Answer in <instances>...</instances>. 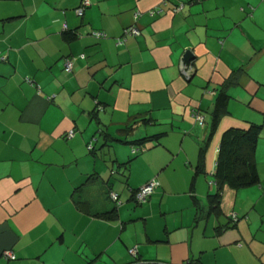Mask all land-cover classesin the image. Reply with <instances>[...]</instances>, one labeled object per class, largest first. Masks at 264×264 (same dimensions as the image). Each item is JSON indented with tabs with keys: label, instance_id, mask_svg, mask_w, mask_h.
I'll use <instances>...</instances> for the list:
<instances>
[{
	"label": "crops",
	"instance_id": "0c3cea01",
	"mask_svg": "<svg viewBox=\"0 0 264 264\" xmlns=\"http://www.w3.org/2000/svg\"><path fill=\"white\" fill-rule=\"evenodd\" d=\"M89 2L0 0V264H264V0ZM249 123L259 182L219 185Z\"/></svg>",
	"mask_w": 264,
	"mask_h": 264
},
{
	"label": "trees",
	"instance_id": "16d2710c",
	"mask_svg": "<svg viewBox=\"0 0 264 264\" xmlns=\"http://www.w3.org/2000/svg\"><path fill=\"white\" fill-rule=\"evenodd\" d=\"M229 98L230 96L225 91L222 90L219 93L213 113V128L216 126L221 114L226 110ZM260 132L261 125L256 123H249L245 128L229 127L223 131L214 174L219 185L226 184L232 189H241L259 182L253 155ZM219 196L218 192L212 195L214 199H217V203L219 202ZM115 205L117 207L119 204L115 203ZM230 221L232 220L230 219ZM136 255L133 256L136 257Z\"/></svg>",
	"mask_w": 264,
	"mask_h": 264
},
{
	"label": "built area",
	"instance_id": "2783aa9c",
	"mask_svg": "<svg viewBox=\"0 0 264 264\" xmlns=\"http://www.w3.org/2000/svg\"><path fill=\"white\" fill-rule=\"evenodd\" d=\"M89 0H81V3H80V6L75 10L76 14L81 16L85 7H87L89 5ZM181 9V6L178 5L175 7V11H178ZM159 12V11H157ZM152 13H156V12H152ZM137 16V15H136ZM123 36L122 38L118 39V42L117 43H122L124 40H125V36L127 35H133V36H137L140 34V29L137 27V26H130V27H127L126 29H124L123 31ZM94 37L96 38H102L105 36L104 33H99V32H94L92 34ZM4 57H1V59H3ZM65 70L67 71H71V67H72V63L70 60H66L65 61ZM191 71V69L189 71H187L186 73H189ZM199 118V117H198ZM201 119V117H200ZM74 135V132L73 131H70L69 133H67V137L68 138H71L73 137ZM88 148L89 149H92L93 148V144L92 142H90L88 144ZM142 149L137 147V146H133L132 147V153H138L139 151H141ZM158 186V182L155 178L149 180L148 182H146L145 184H143L141 187H139L133 194V197H134V200L137 204H141V203H144L148 197L152 194V192H154V190L157 188ZM109 197L110 199H112L117 205L120 204V201L117 197V193L114 192V191H110L109 192ZM230 219L232 221H237L238 219V216L236 215V213L232 212L230 213ZM132 255H136L137 253V249L134 247L132 249H130L129 251ZM4 255L7 257V258H10V259H14L15 256L12 254L11 251H5L4 252Z\"/></svg>",
	"mask_w": 264,
	"mask_h": 264
},
{
	"label": "water",
	"instance_id": "95a60500",
	"mask_svg": "<svg viewBox=\"0 0 264 264\" xmlns=\"http://www.w3.org/2000/svg\"><path fill=\"white\" fill-rule=\"evenodd\" d=\"M193 59V55L190 50H186L181 58L182 67L188 66L189 62Z\"/></svg>",
	"mask_w": 264,
	"mask_h": 264
}]
</instances>
